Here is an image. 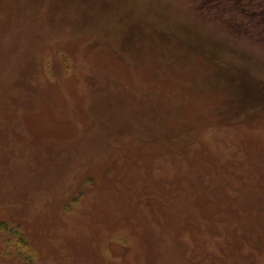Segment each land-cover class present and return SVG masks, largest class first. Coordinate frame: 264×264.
I'll return each instance as SVG.
<instances>
[{
  "label": "rangeland",
  "instance_id": "obj_1",
  "mask_svg": "<svg viewBox=\"0 0 264 264\" xmlns=\"http://www.w3.org/2000/svg\"><path fill=\"white\" fill-rule=\"evenodd\" d=\"M263 4L0 0V264H264Z\"/></svg>",
  "mask_w": 264,
  "mask_h": 264
},
{
  "label": "trees",
  "instance_id": "obj_2",
  "mask_svg": "<svg viewBox=\"0 0 264 264\" xmlns=\"http://www.w3.org/2000/svg\"><path fill=\"white\" fill-rule=\"evenodd\" d=\"M259 1H260V0H259ZM263 5H264V4H263ZM3 226H4L3 222H0V229H1V227H3ZM16 238H18V237H16ZM17 242H19L20 246L26 247V244H25V242H24V240H23L22 238H18V239H17Z\"/></svg>",
  "mask_w": 264,
  "mask_h": 264
}]
</instances>
